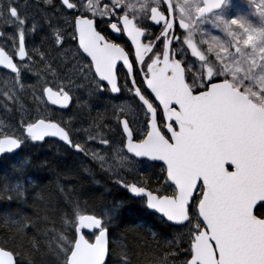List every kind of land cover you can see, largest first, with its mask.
<instances>
[{"label": "snow or ice", "instance_id": "obj_1", "mask_svg": "<svg viewBox=\"0 0 264 264\" xmlns=\"http://www.w3.org/2000/svg\"><path fill=\"white\" fill-rule=\"evenodd\" d=\"M0 73V264H264V0H0Z\"/></svg>", "mask_w": 264, "mask_h": 264}, {"label": "trees", "instance_id": "obj_2", "mask_svg": "<svg viewBox=\"0 0 264 264\" xmlns=\"http://www.w3.org/2000/svg\"><path fill=\"white\" fill-rule=\"evenodd\" d=\"M4 88H0V91H3ZM36 154L38 155H45L48 157V159L52 162V167L53 169L56 170V172L60 173H65V172H70L76 167V161L77 158L76 156L73 155H64L61 158H58V154L54 149L49 150L47 148L45 149H38L35 150ZM56 172H49L47 175L49 176L50 181H55L56 179ZM99 178L98 180H101L103 182L102 178L100 175H98ZM77 187L79 188L80 185L83 186V189L85 191L92 190L94 189V185L91 183V178L87 177V174L84 176L80 177L76 182ZM63 205H61L62 207ZM127 227V225L125 226ZM128 243H131V239L129 238Z\"/></svg>", "mask_w": 264, "mask_h": 264}, {"label": "flooded vegetation", "instance_id": "obj_3", "mask_svg": "<svg viewBox=\"0 0 264 264\" xmlns=\"http://www.w3.org/2000/svg\"><path fill=\"white\" fill-rule=\"evenodd\" d=\"M197 39H199V37H197ZM5 87H6V80H5L4 76H3V74L0 73V88H5ZM30 100H31V97H30ZM98 103L100 104V107L102 108L103 107L102 102H98ZM93 115H95V112L93 113ZM60 154L62 156H64V155H73V156H75L74 154H72L70 152L69 153L60 152ZM98 178H99V176L97 175L96 179L98 180Z\"/></svg>", "mask_w": 264, "mask_h": 264}, {"label": "rangeland", "instance_id": "obj_4", "mask_svg": "<svg viewBox=\"0 0 264 264\" xmlns=\"http://www.w3.org/2000/svg\"><path fill=\"white\" fill-rule=\"evenodd\" d=\"M235 2L238 3V4H242V0H235ZM209 31L214 33L215 30H213V29H211V28L209 27ZM27 99H28L29 101H31V100H30V96L27 97ZM7 120H8V114H7V113H4V112H0V121L7 122ZM57 156H58V158H61V157H62L61 154H58Z\"/></svg>", "mask_w": 264, "mask_h": 264}]
</instances>
